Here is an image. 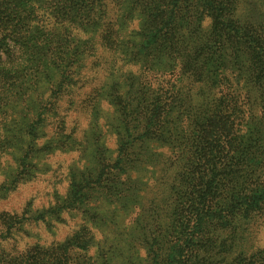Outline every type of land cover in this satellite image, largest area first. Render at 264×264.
Instances as JSON below:
<instances>
[{
    "label": "trees",
    "instance_id": "trees-1",
    "mask_svg": "<svg viewBox=\"0 0 264 264\" xmlns=\"http://www.w3.org/2000/svg\"><path fill=\"white\" fill-rule=\"evenodd\" d=\"M25 183L3 241L79 215L70 263L264 264V0H0V201Z\"/></svg>",
    "mask_w": 264,
    "mask_h": 264
},
{
    "label": "rangeland",
    "instance_id": "rangeland-1",
    "mask_svg": "<svg viewBox=\"0 0 264 264\" xmlns=\"http://www.w3.org/2000/svg\"><path fill=\"white\" fill-rule=\"evenodd\" d=\"M43 187V183H25L19 185L16 190L10 193L6 200L0 201V211L18 210L23 206L24 202L28 201L29 199L32 200L35 206L46 203L44 201L47 199V196L40 194L45 190ZM62 217L64 220L59 221L55 219V216H52L48 222L50 223V226H47L46 222L38 221L24 223L22 230L13 233L10 238L7 237L6 241H3L2 237L6 233L5 231L7 228L9 231L13 230L12 226L15 224V221L13 220L4 222L2 219H0V244H6L4 251L7 253L6 258H4L5 260H2L0 264H14L15 261L11 262L13 260L10 257L20 254L21 251L26 250L29 247L32 249V251L38 253V257L45 256L46 258L48 255H53L54 257H47V264H76L74 263L76 262V259H74L73 263H70L71 259H68L69 247L75 246L76 244V246L73 247L72 252H83L87 245H83L82 242L84 240L90 241L93 239V237L97 238V236H95L93 233H74L77 229V223L80 219L79 215L63 214ZM74 237L79 238L77 243H75ZM12 245H14L16 248L12 249ZM43 247H52V249H49V254H47V256L39 250ZM95 248L92 249L94 250ZM92 252L93 251H90V253ZM9 259L11 261H9ZM42 259L44 260V258ZM86 262H82V264H87Z\"/></svg>",
    "mask_w": 264,
    "mask_h": 264
}]
</instances>
